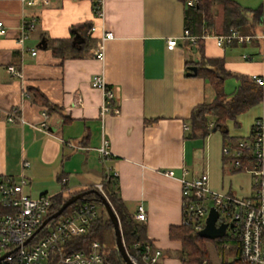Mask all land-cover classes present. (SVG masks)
<instances>
[{"label":"crops","instance_id":"obj_1","mask_svg":"<svg viewBox=\"0 0 264 264\" xmlns=\"http://www.w3.org/2000/svg\"><path fill=\"white\" fill-rule=\"evenodd\" d=\"M48 1L45 5L35 0L30 6L22 0H0V21L6 29L0 37V177L18 180L24 174L30 196L32 188L42 190L39 196L48 195L52 186L53 194L68 195L103 183L106 167L117 173L119 196L130 215L135 219L139 207L144 208L147 237L153 250L162 253L158 264H177L171 257L181 250V243L172 241L169 233L172 226L183 223L181 179L184 170L188 180L200 176L194 171L193 154L205 150L195 149L205 138L195 136L191 118L196 107L216 99L214 88L191 68L203 58L224 59L239 86L242 77L264 75V54L262 61H254L252 55L251 60L234 63L228 50L258 48L260 41L222 48L213 38L200 39L199 44L180 40L169 50L168 40L182 38L187 30L184 0H105L103 18L95 13L98 0ZM233 1L248 11L264 4V0ZM216 11L220 33L223 13ZM32 18H37V26L20 43L23 22ZM84 26L85 37L77 35L80 39L74 44L75 36L71 45L56 53L58 41L71 40L73 29ZM92 26L97 29L89 35ZM104 29L114 38L103 44L102 63L96 55ZM11 66L23 77H15ZM101 72L120 109V115H109L104 122L100 117L104 95L91 85ZM12 111L25 123L7 122ZM263 113L264 101L228 121L229 137L249 138ZM218 131L224 145L223 132ZM103 138L111 151L105 161L99 153ZM206 164L203 172L209 174L212 191L241 199L253 195V190L236 184L243 172L224 156L211 150ZM167 171L174 176H166Z\"/></svg>","mask_w":264,"mask_h":264},{"label":"built area","instance_id":"obj_2","mask_svg":"<svg viewBox=\"0 0 264 264\" xmlns=\"http://www.w3.org/2000/svg\"><path fill=\"white\" fill-rule=\"evenodd\" d=\"M27 5L33 6L35 0H22ZM45 5L48 0H42ZM189 1V5H193ZM95 13L99 18L105 15V0H98ZM37 26V18L23 22V34L19 40L23 43L28 38V33ZM92 26L89 35L96 31ZM6 34L4 23L0 21V37ZM114 34L103 30L102 47L98 51L97 59L104 63L105 51L103 44L112 40ZM213 38L219 47L233 44H251L255 40L262 42L264 54V26L259 36L242 35L236 30H229L226 34L218 35L204 30L203 36H192L186 30L185 35L180 38H172L167 42L169 50H174L180 40L197 42L200 39ZM36 52H33L35 55ZM245 60H251V56H244ZM9 71L17 78L23 74L14 66ZM258 86L264 89V75H253L251 78ZM92 88L101 90L104 102L101 106L100 117L104 122L109 115H120V109L115 104L116 96L108 87L104 72L96 74L91 82ZM47 117V116H45ZM3 119L0 112V120ZM24 119L12 111L6 116V121L14 123ZM214 124H211V131ZM253 140H241L238 145H224L223 156L233 163L236 169L241 168L240 158L244 151L252 149L254 153V166L246 168L244 172L253 178V195L250 198L241 199L232 195L221 194L212 191L209 187V174L203 172L193 180L186 177L189 172L184 170L182 184L183 224L191 226L196 232L202 231L207 225V218L211 209L219 214L217 225L222 223L228 225L225 237L235 239L240 243V264H264V113L263 117L256 121L253 127ZM101 159L108 160L111 157L109 141L103 138L99 149ZM27 168L29 163H24ZM168 177H173L174 172L167 171ZM111 177L117 178V173L107 169L104 182L94 186L101 195L105 196V181ZM66 184L67 180L62 179ZM29 181L24 174L17 180L13 177H0V264H108L102 253L99 242H93L87 250H69V242L78 237L86 236L91 225L96 222L101 211L95 202H85L76 209L51 220L38 233L37 230L44 221L51 216L53 210V197L41 195L33 198L27 192ZM137 222L145 223L147 214L142 206L139 207L135 216ZM42 234V237L40 235ZM161 251L148 247L144 256V264H158ZM137 264V263H136Z\"/></svg>","mask_w":264,"mask_h":264},{"label":"trees","instance_id":"obj_3","mask_svg":"<svg viewBox=\"0 0 264 264\" xmlns=\"http://www.w3.org/2000/svg\"><path fill=\"white\" fill-rule=\"evenodd\" d=\"M189 1H193L194 4L192 6L189 5ZM184 2L186 4V27L193 36H201L204 34L206 28H215L216 10L219 9L223 13L222 28L226 33L233 29L242 35L256 36L254 35V28L260 27L262 29L264 26V4L257 10L248 11L233 0H184ZM250 13H252V16L249 18L248 15ZM85 28L86 26L81 29H73V36L69 41H58L59 47L55 48L56 53H59L58 50L64 48L66 45H71L75 36L81 35L85 37ZM197 43H201L200 40ZM261 43L260 41V45H262ZM51 48L53 50V41ZM195 67L197 68L196 76L207 80L216 92V99L213 103L200 105L193 111L191 121L195 136H201L202 138L209 136L211 132L209 130L211 125L209 122L213 119L214 125L223 132L224 145H238L243 139L230 138L226 131V123L231 120L236 121L239 115L263 102L264 89L258 86L252 79L242 77L237 90L232 95H227L224 90V83L231 74L225 68L224 59L203 58L201 62L195 63ZM246 140L251 142L253 135L251 134ZM240 161L242 166L239 171L241 172H244L246 168H252L254 166L255 158L251 148L244 151ZM93 189L95 188L90 187L86 191ZM104 191L107 200L111 203L119 217L123 240L131 259L137 264H144V256L147 253V248H153L152 242L147 237L146 226L137 222L127 211L125 204L119 196V188L115 177H111L105 181ZM75 194H78V192L68 195L64 193L54 195V207L51 215L57 212ZM85 202H95L97 205L100 204L103 206L99 197L91 193L84 199L71 205L64 214L76 209ZM110 227L113 228V225L109 217L105 220L101 214L100 218L91 225L89 233L86 236L74 238L69 242V250H87L96 241L102 246L104 234ZM169 235L172 241L181 243V250L178 251V255L182 264H211L209 252L203 244L207 239L200 238L198 232L191 226H186L183 223L179 226H172ZM40 237H42V234ZM215 243L222 248V264H240L239 241L224 237L223 239H216ZM228 249L229 253L235 257L232 263L226 262L225 259V250ZM107 263L126 264L117 250L108 258Z\"/></svg>","mask_w":264,"mask_h":264},{"label":"rangeland","instance_id":"obj_4","mask_svg":"<svg viewBox=\"0 0 264 264\" xmlns=\"http://www.w3.org/2000/svg\"><path fill=\"white\" fill-rule=\"evenodd\" d=\"M220 20L216 18V24L219 23ZM209 31H212L215 34H226V32H220L218 29H208ZM261 28H258L257 36L261 34ZM262 44V43H261ZM228 53L230 54V59L234 62H245L244 56H254V61H262L263 60V48L262 45L260 47L254 48L251 45L246 46H239L237 48H231L228 50ZM238 87V81L236 76H229L225 80L224 83V90L227 95L233 94ZM200 146V148H205L204 153L200 152L199 154H193L194 155V168L196 174H202V172L207 169L206 164V158L210 157V152L212 150L213 152H216V154H220V156L223 157V140H222V133L220 131L218 132H210L209 136L205 138V141H200V144H196L195 149H197ZM228 160V159H227ZM107 172V169L105 167V173ZM106 175V174H105ZM241 180L236 182L237 185L240 187L246 188L247 191L253 190V178L250 174L243 172L241 175ZM58 185L57 181H55V186ZM58 190V189H57ZM48 195L53 197V192L56 191V189H53V186L49 188ZM42 192V190H41ZM40 190L37 188H32L30 190V194L33 198H37L40 195ZM99 210L101 211V214L103 215V218L106 220L109 216L107 214V211L104 206L98 204ZM216 240H205L203 244L206 246L208 252H209V259L211 264H222L223 261V251L222 248L216 245ZM117 250V244H116V237L115 232L112 227L108 228L107 231L104 234V241L102 244V253L105 257V260L107 261L108 258H110L115 251ZM226 253V262L232 263L235 259L234 255L229 253V249L225 250ZM162 258V257H161ZM172 260H176L177 264L179 262V255L178 253H172Z\"/></svg>","mask_w":264,"mask_h":264},{"label":"water","instance_id":"obj_5","mask_svg":"<svg viewBox=\"0 0 264 264\" xmlns=\"http://www.w3.org/2000/svg\"><path fill=\"white\" fill-rule=\"evenodd\" d=\"M77 39H80L78 36L74 40V44L76 43ZM192 71H197L196 67L191 68ZM217 131V128L214 129V132ZM96 194L99 199L101 200L103 206L105 207L107 214L109 216V219L113 225V229L115 232L116 237V244H117V251L122 257L123 261L126 264H136L130 257L127 248L125 246L124 240H123V234L121 229V224L119 217L117 213L115 212L114 208L112 207L111 203L107 200V198L103 195H101L97 190H89V191H83L78 194H75L71 196L63 205L62 207L55 213H53L51 216H49L42 226L37 230L36 233H38L42 228H44L51 220L57 219L59 216H61L71 205L76 203L79 200L84 199L89 194ZM219 219V214L215 209H211L210 214L207 218V225L206 227L198 233L199 237L202 239L207 240H216V239H223L226 235V230L228 225L225 223L217 225ZM4 258V257H3ZM3 258H0L2 260Z\"/></svg>","mask_w":264,"mask_h":264}]
</instances>
